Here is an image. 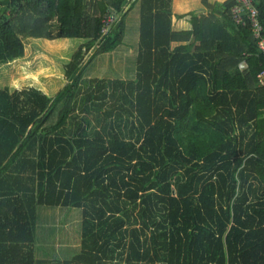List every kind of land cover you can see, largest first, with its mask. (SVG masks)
<instances>
[{
  "label": "trees",
  "instance_id": "trees-1",
  "mask_svg": "<svg viewBox=\"0 0 264 264\" xmlns=\"http://www.w3.org/2000/svg\"><path fill=\"white\" fill-rule=\"evenodd\" d=\"M172 1L0 0V66L27 38L85 40L55 95L0 87V264H38L42 207L81 209L67 264H264V53L236 0L189 30ZM137 6L133 77L87 76Z\"/></svg>",
  "mask_w": 264,
  "mask_h": 264
},
{
  "label": "rangeland",
  "instance_id": "rangeland-1",
  "mask_svg": "<svg viewBox=\"0 0 264 264\" xmlns=\"http://www.w3.org/2000/svg\"><path fill=\"white\" fill-rule=\"evenodd\" d=\"M129 14L127 36L118 48L119 50L113 53L111 57L108 54L96 56L93 62L86 65L87 74H92V76L104 74L106 76L107 74H115V70L118 71L117 69L126 65L129 68L135 67L138 50L135 36L136 33H139V7L137 6L135 10L132 9ZM84 41L81 38H58L54 40L27 38L25 39L24 57L6 64L7 68L1 72L5 75L3 79H9L13 75L15 82L19 81V85L33 81L32 85H39L42 89L51 92L56 91L61 86L60 80L62 82L61 76L64 74L63 63L70 60L73 52ZM107 61L111 64H107ZM132 77L133 73L129 69L126 78ZM4 80L2 82L6 83ZM72 231L76 232V230Z\"/></svg>",
  "mask_w": 264,
  "mask_h": 264
},
{
  "label": "crops",
  "instance_id": "crops-1",
  "mask_svg": "<svg viewBox=\"0 0 264 264\" xmlns=\"http://www.w3.org/2000/svg\"><path fill=\"white\" fill-rule=\"evenodd\" d=\"M211 3L215 2H224L225 0H209ZM204 5L202 0H173L172 1V10H173V28L174 30H189L192 28V24L190 22L189 12L193 10H203ZM184 15V16H180ZM139 34V33H138ZM136 33V43L138 48L139 36ZM127 34L125 35V37ZM125 37L123 42L125 41ZM122 42V43H123ZM121 45L117 47L116 50L108 54L110 57L113 53L117 52ZM21 59V58H19ZM18 59V60H19ZM17 60V59H16ZM15 61V60H14ZM11 61V62H14ZM9 62V63H11ZM7 63V64H9ZM66 62L63 63V65ZM107 64H111L107 61ZM106 64V65H107ZM4 68L6 64L0 66V87L5 88L8 87L11 90H22L27 87L37 86L42 91L49 95H55L65 86V76H61L62 82L60 80L61 86L56 89V91H49L46 89H42L39 85H32L31 83H25L24 85H19V81L15 82V78L10 77L9 79H5V82H2L5 77L2 74V71H5ZM133 72V68H129L128 65L121 67V69L115 70V74L104 76L102 74L100 77L107 78H126L128 77V70ZM64 72V66L62 67ZM87 76H92V74H87ZM3 79V80H2ZM2 80V81H1ZM4 80V81H5ZM8 80V81H7ZM28 80V79H27ZM260 83H264V74L260 79ZM39 212L41 217H39V224L43 225L42 228H39L38 235L36 238L35 244V256L38 259V264H67V260L71 259L75 255H78L82 252V235H81V209L80 208H56L55 210L42 207L39 208ZM72 230H76L72 231ZM108 254H112L111 251H108ZM111 256V255H110ZM79 264V263H75ZM87 264V263H82ZM94 264H102L100 262H96ZM107 264H115L111 258L108 259ZM125 264V263H123Z\"/></svg>",
  "mask_w": 264,
  "mask_h": 264
},
{
  "label": "built area",
  "instance_id": "built-area-1",
  "mask_svg": "<svg viewBox=\"0 0 264 264\" xmlns=\"http://www.w3.org/2000/svg\"><path fill=\"white\" fill-rule=\"evenodd\" d=\"M236 1L238 4L233 9L236 20L238 22L246 23L247 20H245L243 17L244 15H247V19L253 27L254 35L258 39L259 47L261 51L264 53V27L259 20L258 9L253 4V0H236ZM115 19H116L115 14L110 13L109 15H107V17L104 20L105 22V26L103 28L104 32H107L110 23L113 22Z\"/></svg>",
  "mask_w": 264,
  "mask_h": 264
}]
</instances>
